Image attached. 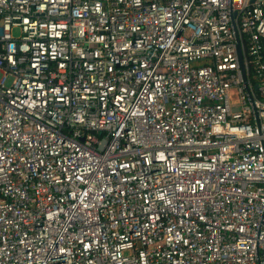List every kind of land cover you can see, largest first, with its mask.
<instances>
[{
	"label": "built area",
	"instance_id": "obj_1",
	"mask_svg": "<svg viewBox=\"0 0 264 264\" xmlns=\"http://www.w3.org/2000/svg\"><path fill=\"white\" fill-rule=\"evenodd\" d=\"M0 264H264V0H0Z\"/></svg>",
	"mask_w": 264,
	"mask_h": 264
}]
</instances>
